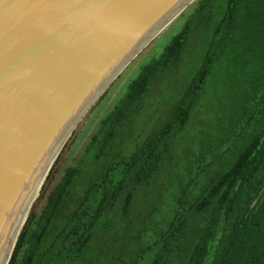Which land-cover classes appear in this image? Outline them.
<instances>
[{"label":"trees","instance_id":"trees-1","mask_svg":"<svg viewBox=\"0 0 264 264\" xmlns=\"http://www.w3.org/2000/svg\"><path fill=\"white\" fill-rule=\"evenodd\" d=\"M185 11L53 185L60 153L8 264H264V0Z\"/></svg>","mask_w":264,"mask_h":264},{"label":"water","instance_id":"water-1","mask_svg":"<svg viewBox=\"0 0 264 264\" xmlns=\"http://www.w3.org/2000/svg\"><path fill=\"white\" fill-rule=\"evenodd\" d=\"M196 0H0V264L110 84Z\"/></svg>","mask_w":264,"mask_h":264},{"label":"rangeland","instance_id":"rangeland-1","mask_svg":"<svg viewBox=\"0 0 264 264\" xmlns=\"http://www.w3.org/2000/svg\"><path fill=\"white\" fill-rule=\"evenodd\" d=\"M180 19H182L181 16L176 18L156 38H154L134 59H132L128 66L121 72V74L110 84L107 90L92 105L89 111L86 112V114L80 120V122L74 129L73 134L70 136L66 145L61 151L65 152L61 158V161L59 162L60 167L55 173L53 185L61 178L65 168L69 165L75 164V159L80 158L82 156V154L86 150L91 136L98 129L101 118L104 117L120 99V97L123 95L127 88L128 82H130L131 79L138 74L140 66L150 60L152 57L159 55L163 47L170 41L172 36L175 35L181 29L184 21ZM185 60H190V57H187ZM161 91L162 85L156 84L152 92V97L150 99V108H148L143 118L141 120L139 119L141 123L148 122V128L152 126V124L156 121L157 116L162 110L164 102L161 99ZM39 196L40 194L38 195V197ZM38 197L36 198V200L38 199Z\"/></svg>","mask_w":264,"mask_h":264},{"label":"bare ground","instance_id":"bare-ground-1","mask_svg":"<svg viewBox=\"0 0 264 264\" xmlns=\"http://www.w3.org/2000/svg\"><path fill=\"white\" fill-rule=\"evenodd\" d=\"M42 187V186H41ZM41 189V188H40Z\"/></svg>","mask_w":264,"mask_h":264}]
</instances>
